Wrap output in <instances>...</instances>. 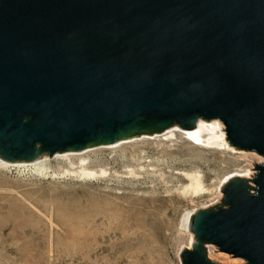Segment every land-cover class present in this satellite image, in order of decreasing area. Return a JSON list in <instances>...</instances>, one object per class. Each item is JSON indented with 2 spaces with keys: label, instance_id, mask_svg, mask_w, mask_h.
Here are the masks:
<instances>
[{
  "label": "water",
  "instance_id": "obj_1",
  "mask_svg": "<svg viewBox=\"0 0 264 264\" xmlns=\"http://www.w3.org/2000/svg\"><path fill=\"white\" fill-rule=\"evenodd\" d=\"M264 157V0H0V159L31 162L197 119ZM194 215L201 244L264 264V163ZM251 170V171H252Z\"/></svg>",
  "mask_w": 264,
  "mask_h": 264
},
{
  "label": "rangeland",
  "instance_id": "obj_2",
  "mask_svg": "<svg viewBox=\"0 0 264 264\" xmlns=\"http://www.w3.org/2000/svg\"><path fill=\"white\" fill-rule=\"evenodd\" d=\"M174 128L0 165V264H183L195 243L187 218L224 207L226 182L252 180L264 157L226 135L227 145H194ZM201 248L217 264L215 254L244 264Z\"/></svg>",
  "mask_w": 264,
  "mask_h": 264
},
{
  "label": "bare ground",
  "instance_id": "obj_3",
  "mask_svg": "<svg viewBox=\"0 0 264 264\" xmlns=\"http://www.w3.org/2000/svg\"><path fill=\"white\" fill-rule=\"evenodd\" d=\"M222 125L223 124H221L217 120H214V121H211V122H207V121H203V120L200 119V120H198L197 125L194 127V129L189 130V131H183L182 133L194 145L203 146V145H206V144H217L216 146H218L220 143L223 144V145L224 144L227 145V143L225 142V139H224L225 134H224V131H222V130H224ZM175 131H179V129L178 128H174V129H172V130H170L168 132L170 133V132H175ZM205 138H206V140H205ZM204 143H206V144H204ZM37 162H40V161H34L33 163H17V164H13V163L7 162V161H5L3 159H0V165L1 166H6V167H17V166L18 167L19 166H22V167L23 166L24 167L25 166H31L32 167L33 164L37 165ZM92 174H94V173H92ZM89 175H91V172H90ZM241 176L242 177H247V178L249 177L248 175H243V174H241ZM194 178H195V180L197 179L196 176ZM197 181H198V179H197ZM197 184H200V182L197 183ZM197 184L195 186H197ZM200 185H198V186H200ZM195 186H193V188ZM197 188H199V187H197ZM194 190H196V189L194 188ZM193 217H194V215H190V217L187 218V220H186L187 221L186 222V229L189 230V231H191V224H192ZM218 257L222 260V262L224 264H238V262H239V260L237 261L236 259H230V258L223 257L221 254L220 255L219 254H215V258H218Z\"/></svg>",
  "mask_w": 264,
  "mask_h": 264
}]
</instances>
